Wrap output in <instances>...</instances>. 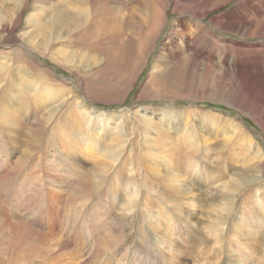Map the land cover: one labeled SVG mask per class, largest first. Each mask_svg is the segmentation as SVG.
<instances>
[{
  "label": "bare ground",
  "instance_id": "6f19581e",
  "mask_svg": "<svg viewBox=\"0 0 264 264\" xmlns=\"http://www.w3.org/2000/svg\"><path fill=\"white\" fill-rule=\"evenodd\" d=\"M234 1L237 2L231 11L213 16L209 23H205L212 12L227 7ZM134 2L135 0H34V8L39 13H33L28 18L26 17L27 28L23 30L24 34L21 39L24 42L26 41L27 43H25L28 46L31 45L29 48L34 53L38 52L42 56H49V51L55 50L52 48L54 41L56 44L65 42L74 44L76 42L77 46L89 51L97 50L96 56L91 58L90 55L79 57L75 53L68 54L56 47L55 57L52 56L54 60L59 58L73 76L83 84L88 85L93 82L91 78L95 74L93 69L107 64L109 57L114 53L115 46H113L112 41L118 37L122 38L127 34L136 33L137 27L142 25L143 19H138L135 16V9L133 8V10L129 6ZM8 3L14 9L5 11V14L0 11V38L12 33L19 26L23 19L22 12L30 2L29 0H0L1 6ZM137 4L140 5L141 2L138 0ZM169 4L170 2L165 0L160 15H157L149 6L144 10L143 26L146 24L151 26L161 20L162 25L159 28L158 37L168 24L167 9ZM172 9V14H178L182 18L179 17L180 19L174 24L175 28H172L167 36L164 44L165 51L170 56L172 50H182L186 57L185 60L190 65L196 64L200 58L209 66L216 64V61L230 65L233 78L242 82L240 90H237L236 94L251 96L255 112L254 119L264 132V123L262 122L264 118L260 117L264 114V52L262 51L264 46H246L245 44H235L233 41H222L224 39L216 37L206 27V25L213 26L214 30L227 33L240 34L244 32L248 38L260 35L264 37V0H175ZM89 11H94L97 15V17L92 18V22ZM45 13L47 14L44 17ZM183 14L185 15L183 16ZM185 24L191 26L192 31H187ZM235 46L239 48L235 49ZM248 48H252V50ZM16 51H0L2 56L9 55L6 62H2L3 58L0 60V234H7L13 238L10 247L6 248L10 250L8 256L12 259L9 264H88L89 258L94 261H91L94 264H132L134 260L144 261L143 264H159L150 255L139 250L140 248L134 251L137 254L136 257L128 255V248L127 253L123 251L125 254H122V249L118 250L117 246L126 236L123 234L121 236L119 232L113 231V226L110 225L111 223H119L120 227H122V224H128L130 227L137 226L135 214L138 215L143 211L140 208L141 204L146 211L149 210V205L156 206V212L159 214L158 218H160L158 223L165 221L161 214L169 213L158 202L154 203L155 200L152 198L144 201L140 193H135L137 186L142 187L143 185L139 180L141 169L144 168L140 162L141 156L134 152L129 161L124 160L122 157L125 148L132 147L131 140L124 138L136 134L138 118L135 115L137 112L132 113L128 110L123 115H119L118 112H116L117 114H109L98 111L86 102V99L98 101L96 98L86 96V99H81L72 87L65 88V95H61L57 99L55 95L59 89H57L58 85L53 79V74L50 71L40 69L37 62L31 59V54L28 55L23 51L16 53ZM216 51L223 55L222 59L216 60ZM261 52L263 54H260ZM228 54L233 56L229 57ZM247 56L252 58L246 60ZM242 61H245V64L241 65L240 62ZM254 66L259 71V81L253 80L255 79L253 76L256 77V75L250 72L254 69ZM152 70L149 74L150 77L158 81V78L155 77L157 67L153 66ZM245 74L248 75V79H244L246 76L241 77ZM19 86H23V88ZM3 98L7 100V107L1 106ZM13 100L18 101L17 104L10 105L9 102H13ZM48 100L56 101L57 106L46 108L42 103ZM34 103H38V105L35 106ZM16 105L19 107H16ZM66 108L69 112H66ZM147 111L145 110V115ZM148 112L149 116L140 119V125H143L145 132L143 134L144 142L151 137V132L155 131L153 125L161 130L164 129L168 138L169 135H173L178 138V141L184 139V143H182L184 150L178 152L175 156L169 157L167 153L160 155L157 149L149 146H147V152L153 153L152 156L155 159L152 164L155 172L151 178L157 188L152 185V190L163 196L162 201L164 204L173 202L175 206H178L176 205L178 202L173 199L175 197L179 200V205L184 204L190 208H195L194 212L197 215L199 213L200 221L195 220L198 217L196 214L191 213V216L187 214L192 221L191 232H193L194 224H197L198 227L199 238L192 251L198 250L199 264H211L212 261L217 264L219 257L224 255L235 256V260L243 262V264H264V209L263 214H261L262 211L256 204L251 205V207L246 208L247 211H242L241 214L244 215L242 220L234 224V228H230V221L237 213L234 209L235 203L239 202L246 193H254V191H251L253 189L260 190L259 188H261L264 191V148L256 142L254 145L255 150L252 152L254 154L239 159L241 165L245 168V172L233 173L230 177H216L212 170L208 172L205 170L206 167L197 165L199 156L196 151L197 148H200V141L197 138V132L188 127V122L181 120L175 113H171L172 115L169 116L165 110L162 112L150 110ZM159 113L164 115L161 116ZM61 114L64 115L63 121L69 123L71 120L77 119L75 125L77 134L75 136L79 135L81 133L80 129H82L83 132L80 135L82 141L80 142L85 147L92 142L91 139L84 140L87 135H90L88 134L89 131H92L93 139L101 136L109 137L111 144L105 141L103 148H101L104 152L96 154L103 157L101 167L104 170H111L117 162L119 163L118 168L120 165L127 163V166L131 167L129 174L137 170L135 177L126 180L122 179L124 176L121 175L120 171H117L118 168L112 172L111 176L121 179L123 184H126V194L123 195L125 200L115 201L118 193L121 192L118 191L120 185L116 183L114 188L117 189V192L113 194L112 198L108 196L107 201L111 205L115 204L114 209L117 210L115 215L118 216L112 219L105 217L106 223L109 224L103 235L98 232L92 234L90 223L86 222L89 226L86 233L93 237H91V243L88 246L84 244L82 249L78 248L80 251L72 248L75 245L71 234L67 233L65 235L66 229L70 228L72 219H77V217H73L72 212L75 211L74 213H76L78 208L66 206L62 212L57 211L56 206L61 204L66 195L69 197L74 195L78 198V202H82L83 206L86 207L91 203L90 200L97 195L99 200L96 201V204H92L97 212H102L105 206L103 199L107 198L109 188L104 187L106 181L105 171L101 172L97 168L92 178H85L81 170L72 171L71 163H64L57 153L53 152V155H46L45 157L41 154L38 155L44 147L45 139L48 138L46 136L49 135V140H51V142H47L48 145L54 140H58L60 134L56 131L55 124ZM130 114H133L134 118L132 120H130ZM154 114L156 117L160 115V123H153ZM206 116L205 121H217V123L222 121L225 123L215 129L220 132L219 134L222 137L228 135L227 130H225L226 127L235 126V124L231 125L230 121H226V119H213L210 114ZM123 118H126L127 122ZM128 122L132 126L127 128L126 123ZM5 128H8V131H5L7 132L6 139L1 137L4 135ZM200 129L203 133H208L209 137L213 136L211 127L208 128L204 124V126H200ZM18 130L26 131L28 134L29 139H26L27 141L20 144L19 147L24 146L29 149L31 156L28 157V161L26 158L24 162H20V157H17L16 161L18 162L15 163L13 161L15 158L13 150L19 145L18 135L16 134ZM161 133L158 132L155 137L156 141L161 140L163 135ZM125 134L128 136H125ZM22 135H24L23 132ZM119 139L122 142L118 144ZM10 145L13 150L10 149ZM45 146L49 148V146ZM249 146L253 147L252 144ZM116 148L121 151L117 153ZM130 151H134V149L131 148ZM181 157H184V159L182 160ZM70 160L72 159L70 158ZM78 161H80L79 158L75 163H78ZM138 161L140 164H137ZM20 163L22 164L18 165ZM22 168L32 171L22 174L20 171ZM179 168L181 169L179 170ZM186 175H192V179L195 178V181L190 183L189 186L183 183L185 178H188ZM206 176H210L209 179L212 178L213 183L210 180L206 181L205 184L199 181V179L206 180ZM176 177L177 182L174 181ZM148 179L149 177L143 180L147 182ZM15 181L19 183L15 185ZM159 181L166 187L167 192H164ZM211 184L215 185V188H211ZM10 190L17 191V193L10 195L15 196L11 200ZM130 191L131 193L127 196ZM242 192L244 193L242 194ZM20 194L32 197L37 205H49L44 215L47 217L48 222H45V218L41 217L43 223L40 227L36 225L34 230L32 229L34 227L33 221L29 220L32 213L27 216L28 219L26 218L28 222L21 221L23 220L22 216L14 212L15 209H20L17 202L19 196L23 198ZM145 199L147 200V198ZM204 200L207 205L203 210ZM41 212L43 211H39V213ZM179 212L184 211L183 209L177 210V213ZM59 215L61 216L59 217ZM178 215L182 219L184 218L180 213ZM103 216H108V214L104 213ZM204 216H206V219H204ZM51 219L54 220L53 223L50 221ZM172 222L173 219L169 218L166 228H170ZM140 225L139 223L138 226ZM36 227H39L38 230L40 231L38 232L40 233H36ZM228 233H230L229 236ZM35 235H37V238H35ZM84 237L86 243L90 242L89 236L84 235ZM171 242L174 244L173 238H171ZM225 244H227V247H225ZM124 247L126 248V246ZM64 253L69 255L66 260L63 258ZM119 253L121 256H117ZM114 261L116 262L114 263ZM223 262L222 260L221 264Z\"/></svg>",
  "mask_w": 264,
  "mask_h": 264
},
{
  "label": "rangeland",
  "instance_id": "374dc122",
  "mask_svg": "<svg viewBox=\"0 0 264 264\" xmlns=\"http://www.w3.org/2000/svg\"><path fill=\"white\" fill-rule=\"evenodd\" d=\"M137 1L138 0H135V2L129 6H131L132 9H135L133 10L135 11V16L138 19H143L142 25H139V27H137L138 29L136 30V33H132L129 35L127 34L125 37H118L112 41L113 46H115L114 53H112V55L109 54L111 56L106 62L107 64H105L103 67L93 69V72H95V76L93 75V77H91L93 82L89 83L88 85L83 84L75 76H73L62 64V61L59 58L58 60H54L52 56L55 57L54 53L57 49L56 47L60 48L61 51L67 52L68 54L75 53L79 57L90 55L91 58L96 56L97 50L89 51L85 48L77 46L76 42H74V44H69L70 42L56 44L54 41L52 48L55 50L49 51V56H42L38 52L34 53V51L29 48V46L31 45L29 44L28 46L26 44L27 42L25 41V43L21 39V36H23L24 34L23 30L27 28L26 17L28 18L29 15H33V13H39L34 8V0H29L30 3L22 12L23 19L19 26L14 29L12 33L5 35V37L3 38H0V51L6 52L10 50H17L16 53L23 51L28 55L31 54V59L37 62L40 69L42 68L43 70L50 71L53 74V79L58 85L57 89H59L58 93L55 95L57 99H59L61 95H65V88L72 87L73 90L77 91L81 99H86V96L96 98V100L98 101L86 99V102L98 111L109 114H117L116 112H118L119 115H123L124 112H128V110L132 113L137 112L135 115V117L138 118L137 130L135 131L136 134L124 138L131 140L132 147L125 148L122 157L124 158V160L129 161L134 152L137 153L138 156H141L140 162L142 163V166L144 168L141 169V176L139 180L141 183H143V185L142 187L137 186V191L135 193H140L143 196L142 200L144 199V201H148L149 198H152L153 200H155L154 203L158 202L159 205L164 209L166 208L169 213H165L166 216L164 215V213L161 214V217L165 221L158 223V219L160 218H158L159 214L156 212V206L153 204L149 205V210L146 211L145 207H143V205L141 204L140 208H142L143 211L138 213V215L137 213L135 214V222H137L138 224L140 223V226H138L137 224V226L135 227H130L128 224H122V227H120L119 223H111L110 225L113 226V231L119 232L121 236L122 234L126 236L125 239L123 238V240L119 242V246H117L118 250L122 249L123 254L125 251L127 253L129 249L128 255L130 254V256H135L137 255L134 252L135 249L140 248L139 250L150 255V257L153 260H156L159 264H199L200 259L197 255L198 250H195V252L192 251L196 246L197 239L199 238L198 227L197 224H194L193 232H191L192 221L191 217H189L191 216V213L196 214L194 212L196 209L190 208L189 206L184 204L179 205V200H177L175 197H173V199L178 202V204H176L178 206H175L173 202L164 204V202L162 201L163 196L157 193V191L152 190V185L157 188V185L152 182L151 178V176H153L155 172V169L152 167L155 159L152 156L153 153H151L150 151L147 152V146H149L157 149V151L160 152V155H164V153H167L169 154V157L175 156L176 154H178V152L184 150L182 146V143H184V139H180L178 141V138L173 135H169V139L165 135L164 129L161 130L160 128H157L155 125H153L152 127L155 128L156 132L152 131L150 135L151 137H149V139L144 142L143 134L145 132L143 125H140V119L141 117L149 116L148 111L150 110L156 112H162L165 110L166 112H168L167 114L169 116L172 115L171 113H175L181 118V120H183L184 122H188V127L197 132V138L200 141V148H197L196 151L197 155L199 156L197 165H199L200 167H206L205 170H207L208 172L209 170H212L213 174H215L216 177H230L233 175V173L237 174L245 172V168L241 165L239 159H242V157H246L248 155H253L254 153L252 152L255 150L254 145L256 144V142L262 148H264V132L254 119L255 112L251 101V96L244 94L240 96L236 94L237 90H240L242 82L233 78L232 68L230 65H226L224 62L221 63L216 61V64H214L213 66H209L202 58H200L198 62H196V64L190 65L187 63L188 61L185 60L186 57L182 50H172L170 56L165 51L166 49L164 48V44L167 40V36L170 34L171 29L175 28V22L180 19L179 17H181L178 14H172V8L174 6L175 0H168V2H170L167 9L169 21L159 37V28L162 25L161 20H159L158 23L152 24L151 26H147V24L143 26V14L145 13L144 10H146L147 6H149V8L155 11L157 15H160V13L162 12V4L165 2V0H139L141 2L140 5L137 4ZM236 2L237 1H234L227 7H223L220 8V10L212 12L205 20V23H209L213 16L222 15L231 11L235 7ZM0 9V11L5 14V11H12L14 7L8 3L5 6L0 5ZM46 14L47 13L44 14V17L46 16ZM184 15L185 14H183V16ZM89 17L92 22V18L97 17V15L94 11H91L89 13ZM185 27L187 31H192L191 29H193L187 24H185ZM206 27H208L210 32H213L216 37L224 39L222 41H233L235 44H245L246 46H264V37H262L261 35L248 38V36L241 31L240 34L234 32L227 33L222 32L221 30L216 31L214 30L213 26L210 27L206 25ZM157 37L158 40L156 39ZM220 48H222V46H220ZM236 48L239 47L235 46V49ZM248 49L252 50V48ZM262 51L264 52V49ZM263 52H261L260 54H263ZM172 54L173 56L171 57ZM216 55V60H218L219 58H223V55H220V53H218L217 51ZM8 56L9 55L7 54L3 56L0 55V60L1 58H3L2 62H6V60L9 58ZM228 56L230 57L233 55L228 54ZM158 57L159 60L157 61ZM251 58V56H247L246 60ZM235 60L239 62L236 58ZM240 64H245V61L240 62ZM153 66L157 67V70H155V77L158 78V81L153 80V78H151L149 75L151 71H153ZM255 67L256 66H254V69L250 70V72L256 75V77L253 76L255 78L253 80L259 81V71ZM244 76H246L244 79H248L247 74L242 75L241 77L243 78ZM59 82L63 85H61ZM19 87L23 88V86ZM124 97L126 98L124 99ZM57 99L55 100L57 101ZM56 101L48 100L47 102H44L42 104L46 108H51L57 106ZM17 102L18 101L13 100V102H9V104L14 105L17 104ZM6 103L7 100L3 98L1 106L7 107ZM34 105L37 106L38 103H34ZM16 107L19 106L16 105ZM145 110H148L146 112V115ZM66 112H69L67 108ZM159 114L161 116L164 115L162 113ZM207 114H210L213 119H226V121H230L231 125L235 124V126L226 127L225 130H227L228 135L222 137L219 134L220 132L216 131L215 129H217L221 124L225 123L222 121H220L219 123H217V121H205L207 118ZM160 115H157V117L155 114L153 115V123H160ZM260 117L264 118V114H262ZM130 118V120L134 118L133 114H130ZM63 119L64 115H59V119L55 124L57 127L56 131L60 134V136L57 138L59 141L54 140L51 144L49 143L50 145H48L47 142H51V140H49V135L46 136L48 138L45 139L43 147L44 149L42 148L40 150L41 152H39L38 155L41 154L45 157L46 155H53V152L57 153L58 157L61 158L64 163H71L72 171L81 170V172L84 173L85 178H92L94 171L97 168L101 172L105 171L106 181L104 187L109 188V191L106 195L107 198L103 199V202H105L103 211L105 212H97L95 210V206H93L92 204H96V201L99 200L97 195L92 200H90L91 203L86 207L83 206L82 202H78V198H76L74 195H72L71 197L66 195L63 201H61V204L56 206L57 211L62 212L64 210L63 208H65L66 206L78 208L76 213H74L75 211L72 212L73 217H77V219L72 217L73 219L71 221L70 228L66 229L65 235L67 233L71 234V237L73 238V244L75 245L72 248L80 251L84 244L85 246H88V244L91 243V237H93L86 233L88 230L87 227L90 226V230L93 231L92 234H94V232H98L100 235H103L105 231H107L106 227L109 224L106 223L105 217L112 219L113 217L116 218L115 216H118L115 215V213L117 214V210L114 209L115 204L111 205L109 201H107V199L108 196L112 198L113 194L117 192V189H115L114 186H116V183H118L120 185L118 191L121 192L118 193L115 201L125 200V196L123 195L126 194V184H123V181L121 179L119 180L117 177H114L113 175L111 176L112 172H114L118 168V162L111 168V170H104V168L101 167L103 157L96 155L98 152H104L103 150H101V148H103L105 141H107L108 144H111L109 137L101 136L93 139V133L92 131H89L88 134L90 135H87L84 140L91 139L92 142L85 147L80 142L82 141V138L80 137L83 132L82 129H80L81 133L75 136V134H77L75 132L77 131L75 126L77 119L75 118L71 120L70 123L63 121ZM123 119L125 120V122H127L126 118ZM262 122L264 123V120H262ZM129 123L130 122L126 123L127 128L128 126H132L131 123ZM204 124L205 126H208V128L211 127V130H213L212 137H209L208 133L204 132V134L200 129V126L202 127L204 126ZM8 128L4 129V135L1 136L4 139H6L5 135L7 134V132L5 131H8ZM22 132L24 135H22ZM158 132L163 133L160 141H156L155 138ZM16 134L18 135L19 145L15 150H13L12 146L10 145V149L13 150L15 157L13 161L15 163L18 162L16 161L17 157H20V162H24L26 158L28 161V157L31 156L30 150L24 146H19L23 142L27 141L26 139H29V136L26 131L24 132L22 130L16 131ZM125 136L128 135L125 134ZM120 142H122V140L119 139L118 144ZM250 144H252L253 147H250ZM45 145L49 146V148H47ZM165 145L167 146L165 147ZM131 148H133L134 151H130ZM120 151L121 150L116 148L117 153ZM143 154L145 155L142 156ZM68 156L69 158H67ZM70 158L72 160H70ZM77 158H79L80 161H78V163H75ZM181 159L183 160L184 157H181ZM140 162L138 161L137 164H140ZM21 164L22 163L18 165ZM28 165L31 166L30 163H28ZM180 169L181 168H179V170ZM130 170L131 167L127 166L126 163L124 165H120L117 171H120V173H122L121 175L124 176L122 177V179L126 180L137 175V170H135L132 174H129ZM20 171L22 174H27V171L32 170L22 168L20 169ZM191 176L192 175H186V177L188 178H185V181H183L186 186H189L190 183H193L195 181V178L193 177L192 179ZM147 177H149V179L147 180V182H144L143 179ZM177 177L174 179V181L176 182L178 180ZM209 177L210 176H206V180L199 179V181L205 184L206 181L210 180V182L213 183L214 180L212 178L209 179ZM16 183L19 182L15 181L14 184L16 185ZM159 183L160 186L163 187L164 192H167L166 187L163 186V183H161L160 181ZM211 188H215V185L211 184ZM246 188L248 189V187ZM259 189L260 190H251L254 191V193H246L239 202L235 203L234 209L237 213L235 215L236 217L234 216V218H232L230 221V228H234V224H237L238 222H240V220H242L244 216L241 214L242 211L246 210V208L248 207H251V205L253 204H256L259 207L260 211H262V213H260L263 214L264 206L262 205H264V191L261 188ZM9 193L8 194L10 196L14 193H17V191L10 190ZM130 193L131 191L127 193V196H129ZM243 193L244 192H242V194ZM14 197L15 196H10V200L14 199ZM21 197L23 198H20L19 196L17 199L20 209L14 210V212H17L18 215L20 214L22 216L23 220L21 221L28 222L27 216L32 213L29 220L33 221L32 223L34 224V227L32 229L34 230L36 225L40 227V225L43 223L42 218H45V222H48L47 217H45L44 215L46 209L49 208V205H37L32 197H26V195H21ZM145 198H147V200ZM203 204L204 210L205 206L207 205L205 200L203 201ZM181 209H183L184 212L179 213L185 219H182L178 215L179 213H177V210ZM39 211L43 212L39 213ZM104 213H107L108 216H103ZM187 214L189 216H187ZM60 216L61 215H59V217ZM197 216L198 217H196L195 220L200 221L201 218L199 216V213ZM169 218L173 219V224L170 226V228H166ZM204 219H206V216H204ZM50 221L52 223L54 222V220L52 219ZM86 222H89L90 225L88 226ZM39 227H36V233H40L38 232L40 231L38 230ZM121 231L124 232L120 233ZM84 235L90 237V242H85L86 238L84 237ZM229 235L230 233H228V236ZM35 238H37V235H35ZM171 238H173L174 244L171 242ZM12 242V236H8L7 234H0V264L11 263L12 259H10L8 256L10 250L6 248L10 247V244ZM124 246H126V248ZM203 247L204 245L202 246V248ZM225 247H227V244H225ZM117 256H121L120 253ZM63 258L64 260H66L69 258V255L65 254ZM222 260L224 261L222 264H243V262L235 260V256L231 257L229 255L220 256L217 264H221ZM91 261L93 260L89 258L88 264H94ZM115 262L116 261H114V263ZM136 263L143 264L144 261L134 260V262H132V264ZM211 264H214V261H212Z\"/></svg>",
  "mask_w": 264,
  "mask_h": 264
}]
</instances>
